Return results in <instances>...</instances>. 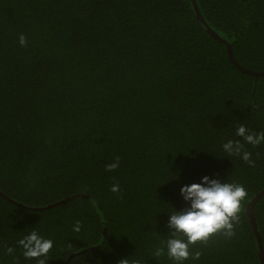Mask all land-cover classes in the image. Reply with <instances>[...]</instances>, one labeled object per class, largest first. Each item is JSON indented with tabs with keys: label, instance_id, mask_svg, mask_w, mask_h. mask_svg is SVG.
<instances>
[{
	"label": "trees",
	"instance_id": "16d2710c",
	"mask_svg": "<svg viewBox=\"0 0 264 264\" xmlns=\"http://www.w3.org/2000/svg\"><path fill=\"white\" fill-rule=\"evenodd\" d=\"M196 1L206 23L192 0H0V264H37L17 243L33 230L54 241L48 264H175L170 213L205 176L248 195L235 236L183 264H261L246 208L264 144L235 133L264 131V75L228 46L264 71V0ZM228 140L256 166L228 157ZM253 212L264 250V196Z\"/></svg>",
	"mask_w": 264,
	"mask_h": 264
},
{
	"label": "clouds",
	"instance_id": "9594fccd",
	"mask_svg": "<svg viewBox=\"0 0 264 264\" xmlns=\"http://www.w3.org/2000/svg\"><path fill=\"white\" fill-rule=\"evenodd\" d=\"M19 44L22 47L27 46L28 41L25 35L19 36ZM235 134L253 147L264 144V131L258 133L250 131L241 124L237 126ZM221 147L228 157L237 156L250 167L256 166L252 159V153L246 151L244 143L239 140H228ZM119 166L120 158L116 157L114 162L105 165V170L112 172ZM110 191L119 193V183H114ZM181 195L185 201L190 202V207L170 213L168 227L171 232L166 241L167 257L175 264H183L189 259L199 260L202 252L196 250V246H206L216 236H223L226 239L234 237L235 227L240 223L242 202L248 193L242 184L224 183L205 176L202 183H193L182 187ZM81 228L82 221L77 220L73 231L78 233ZM17 243L23 249L22 255L25 259H35L37 264H48L47 256L53 249V240L44 238L33 230ZM4 249L7 255H13L15 252V248L7 245L4 246ZM67 249H72L71 243L67 245ZM164 255V247H158L153 253L156 258ZM119 264H138V262L124 258L119 261Z\"/></svg>",
	"mask_w": 264,
	"mask_h": 264
},
{
	"label": "water",
	"instance_id": "95a60500",
	"mask_svg": "<svg viewBox=\"0 0 264 264\" xmlns=\"http://www.w3.org/2000/svg\"><path fill=\"white\" fill-rule=\"evenodd\" d=\"M192 2H193V5H194V9L196 11L197 17L199 19H201L203 21V23H206L204 17L202 16V14L200 12V9L198 7L197 1L196 0H192ZM212 34H213V36L220 38L215 32H212ZM228 47H229V49H228L229 56H230L231 60L236 64V66L238 68H240L241 70H243L245 72H248V73L254 75L255 77H258L260 75H264V71H255L253 69L245 68L244 66H242L241 64H239V62L235 59V57L233 55V52H232V49H231V45H229ZM263 196H264V189L261 190L260 192H258L252 198V200L248 203L247 208H246L247 209L246 211H247V214H248L249 221H250V223H251V225L253 227V230L255 232V235L257 237L258 246H259V250H260L259 251L260 252V254H259L260 257L259 258H260L261 264H264V250H263V244H262V237H261V234H260V232L258 230V227H257L258 224H257V221H256L255 216H254L253 207H254L255 203L260 198H262ZM68 259H70V257Z\"/></svg>",
	"mask_w": 264,
	"mask_h": 264
}]
</instances>
